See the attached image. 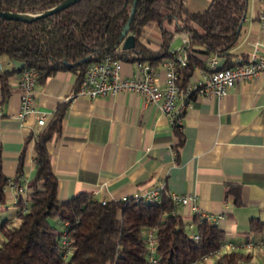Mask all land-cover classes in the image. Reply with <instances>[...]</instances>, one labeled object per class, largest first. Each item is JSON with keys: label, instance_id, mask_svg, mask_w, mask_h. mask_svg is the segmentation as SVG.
Returning a JSON list of instances; mask_svg holds the SVG:
<instances>
[{"label": "crops", "instance_id": "1", "mask_svg": "<svg viewBox=\"0 0 264 264\" xmlns=\"http://www.w3.org/2000/svg\"><path fill=\"white\" fill-rule=\"evenodd\" d=\"M209 1L183 0L188 10H200ZM251 5L240 21L235 44L227 51L233 61L230 65L247 60L253 49L263 52L264 27L254 15L264 0H252ZM165 25L172 28V23ZM182 30L172 33L167 49L180 44ZM141 38L158 47V25H146ZM211 54L197 52L204 65H195L184 83L201 75ZM224 57L217 54L219 64ZM160 61L153 64L162 85ZM19 65L18 60L0 56V70L10 71L8 93L3 96L0 89L1 169L9 179L0 208L8 210L10 220L14 219L18 193L27 194L26 183L34 173L33 138L44 125L36 123L37 114L45 111L46 122L56 105L64 102L60 130L46 142L58 198L81 190L97 199L121 198L162 183L166 192L191 195L199 210L221 213L215 223L223 229L225 241L261 240L254 248L241 250L250 253L254 264H262L264 226L250 230L249 224L251 218L264 222V71L235 81L221 97H192L176 123L178 138L168 117L134 91L72 95L76 75L67 68L34 83L32 101L37 111L22 117ZM133 69V60L121 61V73L130 74ZM228 185L236 186L235 193L226 192ZM174 210L189 221L194 214L190 203H178Z\"/></svg>", "mask_w": 264, "mask_h": 264}, {"label": "trees", "instance_id": "2", "mask_svg": "<svg viewBox=\"0 0 264 264\" xmlns=\"http://www.w3.org/2000/svg\"><path fill=\"white\" fill-rule=\"evenodd\" d=\"M57 1L0 0V9L35 10ZM246 4V0H210L200 10H188L183 0H76L29 21L0 18V56L20 61L18 71L35 68V82L43 81L55 70L71 69L76 84L85 66L103 55L120 61L157 63L169 55L172 33L183 29L188 32V43L186 62L178 67V78L184 84L195 65H204L197 52L223 54L220 65L233 62L227 51L237 40ZM151 22L159 27L158 47H151L141 38L143 28ZM165 22L172 23V28ZM125 27V33L134 36L128 48L121 46ZM9 72L0 70L3 96L9 91ZM64 106V102L56 105L33 138L34 173L27 180V194L18 193L14 219L0 214V264H61L62 231L70 246L65 264H147L143 233L149 226L155 228L156 264H186L214 251L224 241L223 229L217 223L198 219L195 213L190 220L196 223L194 239L187 229L190 221L175 212L164 188L158 199L126 195L101 202L83 190L58 198L46 142L60 130ZM173 131L180 138L176 123ZM179 141L173 145L175 149ZM8 181L0 155V203L5 200ZM235 187L228 185L226 192L235 193ZM263 226L264 222L250 219V230ZM249 258V252L223 249L214 254L210 264H242Z\"/></svg>", "mask_w": 264, "mask_h": 264}, {"label": "built area", "instance_id": "3", "mask_svg": "<svg viewBox=\"0 0 264 264\" xmlns=\"http://www.w3.org/2000/svg\"><path fill=\"white\" fill-rule=\"evenodd\" d=\"M254 18L261 27H264V5L259 9ZM188 43V32L182 30L181 42L174 48L168 49L169 55L163 58L160 63L162 67V85H159L156 79L157 69L153 63L146 60L134 59V69L130 74L121 73V61L110 55H103L99 60L88 63L80 79L76 82L72 95L95 96L116 91H134L138 93L143 101L154 103L161 112L169 119L171 124L178 122L181 111L190 103L194 96L205 98L213 94L221 97L227 92V89L235 81L244 78H250L264 71V42L262 43L263 52L256 53L254 49L250 52L245 61L235 62L232 65H220L217 54H211L206 60V67L201 70V75L184 84L178 81V67L186 62L185 47ZM253 45H257L256 42ZM37 70L33 67H23L18 71L17 85L19 87V115L37 111L35 109L32 95ZM47 113L39 111L36 117V123L42 125L45 122ZM163 184L160 183L154 187L134 194L135 198L158 199ZM173 206L176 204L190 203L198 219L206 218L211 222H216L221 213L210 214L201 211L192 202V196L188 193H178L168 191ZM101 202L104 199H100ZM65 223V221H63ZM191 236L197 238L195 231L196 223H188ZM155 228L149 226L144 230L145 256L147 264H156L155 254L156 241L154 236ZM61 243L60 263L65 264L70 253L69 240L62 231L59 235ZM261 240H241V241H222L219 246L211 252L201 257L188 261L186 264H196L201 260L207 259L223 249H247L259 245ZM242 264H254L252 260L247 259ZM264 264V260L262 262Z\"/></svg>", "mask_w": 264, "mask_h": 264}, {"label": "water", "instance_id": "4", "mask_svg": "<svg viewBox=\"0 0 264 264\" xmlns=\"http://www.w3.org/2000/svg\"><path fill=\"white\" fill-rule=\"evenodd\" d=\"M76 0H59L56 3L35 10H12V9H0V18H12L19 19L24 21H29L37 17L49 14L55 10H58L62 7L68 6ZM126 27L122 30L123 37L121 40L122 48L131 47L134 43V36L132 33H125ZM125 33V34H124Z\"/></svg>", "mask_w": 264, "mask_h": 264}, {"label": "rangeland", "instance_id": "5", "mask_svg": "<svg viewBox=\"0 0 264 264\" xmlns=\"http://www.w3.org/2000/svg\"><path fill=\"white\" fill-rule=\"evenodd\" d=\"M247 1V4H246V9H245V13H249L250 12V10H251V4H252V0H246ZM7 213H8V210L6 211V210H4V209H2V208H0V214L3 216V215H7ZM53 221H54V219H52ZM58 224V223H57ZM187 229H188V231H190L191 229L190 228H188L187 227ZM255 246H252V248H254ZM213 257H214V255H210L207 259H204V260H201V261H199L198 263H196V264H203V262H204V264H210V262H211V260L213 259Z\"/></svg>", "mask_w": 264, "mask_h": 264}]
</instances>
